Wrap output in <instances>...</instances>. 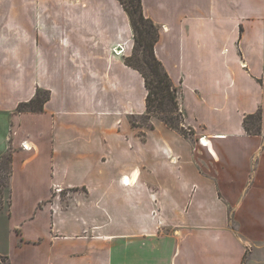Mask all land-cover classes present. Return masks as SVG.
Wrapping results in <instances>:
<instances>
[{
    "label": "crops",
    "instance_id": "obj_1",
    "mask_svg": "<svg viewBox=\"0 0 264 264\" xmlns=\"http://www.w3.org/2000/svg\"><path fill=\"white\" fill-rule=\"evenodd\" d=\"M141 6L190 134L132 124L118 0H0V264H264V0ZM37 91L43 111L17 112Z\"/></svg>",
    "mask_w": 264,
    "mask_h": 264
},
{
    "label": "trees",
    "instance_id": "obj_2",
    "mask_svg": "<svg viewBox=\"0 0 264 264\" xmlns=\"http://www.w3.org/2000/svg\"><path fill=\"white\" fill-rule=\"evenodd\" d=\"M118 2L129 17L134 40L131 55L124 58V63L141 74L146 89V110L140 119L148 120L156 117L167 127L184 135L190 134L191 130L184 128V118L179 108L180 90L174 85L154 53L159 39V27L144 16L141 0H118ZM47 100V92L37 91L34 98L17 106V112L40 113ZM260 121V111L246 116L243 121L245 132L249 135H258L261 129ZM136 123L135 119L132 120L133 125ZM6 160V163L0 162V199L10 176V157ZM5 182L6 186L3 187Z\"/></svg>",
    "mask_w": 264,
    "mask_h": 264
},
{
    "label": "rangeland",
    "instance_id": "obj_3",
    "mask_svg": "<svg viewBox=\"0 0 264 264\" xmlns=\"http://www.w3.org/2000/svg\"><path fill=\"white\" fill-rule=\"evenodd\" d=\"M259 28V27H258ZM258 28H257V32H258ZM254 33H255V31H253ZM227 34H228V31H227ZM259 34V33H258ZM136 121H138L139 123H146V119H136ZM187 131V130H186ZM188 132V131H187ZM7 157H9V156H4L1 160H0V162H5L6 163V158ZM8 163V162H7ZM7 182V181H6ZM6 182H5V184L3 185V187H5L6 186ZM5 189H6V187L4 188V190H3V192H2V196H1V201H0V204L2 203V201L4 200V197H5Z\"/></svg>",
    "mask_w": 264,
    "mask_h": 264
},
{
    "label": "built area",
    "instance_id": "obj_4",
    "mask_svg": "<svg viewBox=\"0 0 264 264\" xmlns=\"http://www.w3.org/2000/svg\"><path fill=\"white\" fill-rule=\"evenodd\" d=\"M123 49L121 48V49H119V51L121 52Z\"/></svg>",
    "mask_w": 264,
    "mask_h": 264
}]
</instances>
